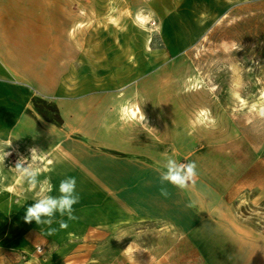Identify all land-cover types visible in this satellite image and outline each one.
<instances>
[{"label":"crops","instance_id":"0c3cea01","mask_svg":"<svg viewBox=\"0 0 264 264\" xmlns=\"http://www.w3.org/2000/svg\"><path fill=\"white\" fill-rule=\"evenodd\" d=\"M245 6L261 8L264 0H190L185 9L176 7L162 16V37L175 52L230 10ZM80 7L82 0H0V144H10L0 166L10 164L14 169L18 160L30 159L35 148L39 180L58 189L61 180L75 177L80 197L74 205L77 219L67 221L63 230L54 223L51 227L57 231L49 235L48 226L24 220L39 193V186L28 185L26 207L19 205L18 214L13 211V229L28 233L8 243L18 252L12 263H180L192 256L203 220L195 196L208 194L204 208H211V194L217 188L190 184L181 190L160 184L161 162L193 150V140L188 137L180 147L179 132L168 127L172 144L168 149L155 137L158 133L149 131L150 117L143 112L142 101L126 103L133 93L142 97L148 71L157 70L148 61L147 48H133L125 41L117 45L116 31L110 27L85 29ZM37 97L55 105L61 123L41 115L33 103ZM129 107L138 110L131 114ZM164 112L168 114L160 115L176 118ZM163 134L162 129L159 135ZM260 154L264 157V150ZM216 162L209 155L203 171L209 173ZM10 181L21 182L15 169ZM162 188L168 195L161 194ZM52 194L59 195L55 190ZM60 219L66 217L57 214ZM203 231L204 256L210 260L207 233L223 231L213 233L211 226ZM234 237L236 242L225 249L220 264H264V226L258 222L250 235ZM148 248L170 249L151 255Z\"/></svg>","mask_w":264,"mask_h":264},{"label":"rangeland","instance_id":"374dc122","mask_svg":"<svg viewBox=\"0 0 264 264\" xmlns=\"http://www.w3.org/2000/svg\"><path fill=\"white\" fill-rule=\"evenodd\" d=\"M82 1L85 29L110 27L116 31L117 45L125 41L133 48H147L148 61L157 70L148 71L142 97L133 93L126 103L142 101V110L150 117L149 131L158 133L155 137L166 148L172 147L168 127L179 132L180 147L190 137L193 150L180 151L177 161L196 163L198 175L192 184L197 189L217 188L211 194V208H204L208 194L195 196L196 209L203 214L201 228L195 234L192 256L177 264H220L225 249L236 242L234 235H250L258 222L264 226V157L260 156L264 150V7L230 10L186 47L171 52L160 19L176 7L185 9L190 0ZM37 98L41 110L53 113L46 107L53 103ZM128 110L134 114L138 109ZM165 110L176 118L160 115L168 114ZM209 155L217 158V164L206 174L203 161ZM14 169L10 164L0 166V264H14L18 252L8 243L28 233L13 229V211L18 214L19 205L26 207L23 197L28 188L26 183L10 181ZM203 225L211 226L213 233L223 231L207 233L210 260L204 256ZM166 249L170 248L147 250L159 255Z\"/></svg>","mask_w":264,"mask_h":264},{"label":"clouds","instance_id":"9594fccd","mask_svg":"<svg viewBox=\"0 0 264 264\" xmlns=\"http://www.w3.org/2000/svg\"><path fill=\"white\" fill-rule=\"evenodd\" d=\"M125 109L121 108V118L124 119ZM140 121H145V116L140 115ZM10 146L0 144V164H4L5 157L9 155L5 148ZM30 159H20L15 165V171L21 182L28 184L32 188L39 186V193L35 202L27 207L24 220L27 223L35 221L39 225H45L49 228V235L54 234L57 229L51 227L54 223L59 224L61 230L68 228L67 221H74L77 217L74 215V205L79 203L80 197L76 191V178L66 177L59 182L58 189L48 180L40 181L41 169L39 167V152L33 148L30 150ZM159 172L160 184H170L178 189L184 190L190 184L195 182L198 175L196 163H179L172 157H165L161 166L157 169ZM58 191L59 195H53V191ZM162 195H168L167 190L162 188ZM57 214L65 219L56 220Z\"/></svg>","mask_w":264,"mask_h":264},{"label":"trees","instance_id":"16d2710c","mask_svg":"<svg viewBox=\"0 0 264 264\" xmlns=\"http://www.w3.org/2000/svg\"><path fill=\"white\" fill-rule=\"evenodd\" d=\"M39 101H40L39 98H35L33 103H34V106L36 107V109L41 113V115L52 120L55 123H61V117L58 114V111H57V108L55 107V105L54 104H48L46 106L48 109H50L53 112L51 114H48V113H46L40 109V107L38 105Z\"/></svg>","mask_w":264,"mask_h":264},{"label":"built area","instance_id":"2783aa9c","mask_svg":"<svg viewBox=\"0 0 264 264\" xmlns=\"http://www.w3.org/2000/svg\"><path fill=\"white\" fill-rule=\"evenodd\" d=\"M37 249L39 250V249H40V247H37Z\"/></svg>","mask_w":264,"mask_h":264}]
</instances>
